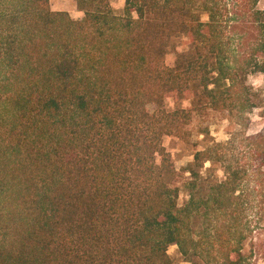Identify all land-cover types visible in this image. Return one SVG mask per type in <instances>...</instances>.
Listing matches in <instances>:
<instances>
[{
	"label": "trees",
	"instance_id": "obj_1",
	"mask_svg": "<svg viewBox=\"0 0 264 264\" xmlns=\"http://www.w3.org/2000/svg\"><path fill=\"white\" fill-rule=\"evenodd\" d=\"M111 1L75 0L73 20L0 0V264H173L170 246L190 264H253L239 172L202 196L203 153L184 179L162 140L193 115L255 108L235 90L264 75V11L244 0L258 34L236 68L249 21L225 0H123L120 14Z\"/></svg>",
	"mask_w": 264,
	"mask_h": 264
},
{
	"label": "rangeland",
	"instance_id": "obj_2",
	"mask_svg": "<svg viewBox=\"0 0 264 264\" xmlns=\"http://www.w3.org/2000/svg\"><path fill=\"white\" fill-rule=\"evenodd\" d=\"M49 2L53 11L66 12L73 20H80L83 17V13L76 7L75 0H49ZM225 2L229 3L230 10L235 13L233 17L236 21L239 23L249 21V28L243 33L245 36L241 49L238 43L233 45L240 51L234 62L237 68L243 63L242 54L249 53L255 48L258 32L254 20L243 12L244 0H225ZM111 6L117 14H120L124 2L112 0ZM256 8L264 11V0H258ZM239 35L234 36L236 38ZM185 42V40L182 42L181 48L186 47ZM174 59L173 53L166 54L165 65L172 67ZM244 87L247 89H243ZM244 87H237L235 97L238 95L248 97L254 103L253 110L244 114L235 111L232 114L208 111L202 115H193L190 123L185 127L186 134L183 138L164 137L162 143L170 155L174 168L183 175L184 179L189 178L186 170L193 162L194 155L197 152L203 153L204 159L203 162H199L202 168L198 171L197 181L202 196H209L216 184L225 181L227 167L239 172L240 180L235 194L240 196L239 213L242 221L239 228L245 237L243 253L252 255L253 264H264V173L255 176L258 164L264 162V75L248 74ZM165 103L169 109H173V98L167 97ZM182 106L188 108L189 102L183 100ZM258 136H261V139H258ZM188 198V193L181 189L178 203L181 205ZM215 222L212 223V227L203 224L202 231L207 234L206 237L209 235V229L212 230L216 226ZM168 255L173 264H190L178 253L176 246L168 248Z\"/></svg>",
	"mask_w": 264,
	"mask_h": 264
},
{
	"label": "crops",
	"instance_id": "obj_3",
	"mask_svg": "<svg viewBox=\"0 0 264 264\" xmlns=\"http://www.w3.org/2000/svg\"><path fill=\"white\" fill-rule=\"evenodd\" d=\"M121 1H123V0H121ZM124 2V1H123Z\"/></svg>",
	"mask_w": 264,
	"mask_h": 264
}]
</instances>
